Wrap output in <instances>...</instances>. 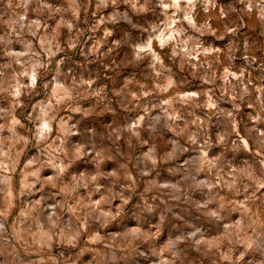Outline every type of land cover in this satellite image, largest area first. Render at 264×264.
Listing matches in <instances>:
<instances>
[{
	"label": "rangeland",
	"instance_id": "1",
	"mask_svg": "<svg viewBox=\"0 0 264 264\" xmlns=\"http://www.w3.org/2000/svg\"><path fill=\"white\" fill-rule=\"evenodd\" d=\"M0 264H264V0H0Z\"/></svg>",
	"mask_w": 264,
	"mask_h": 264
}]
</instances>
